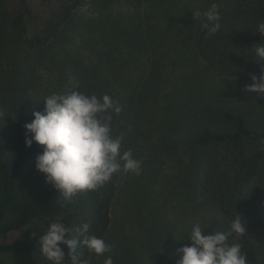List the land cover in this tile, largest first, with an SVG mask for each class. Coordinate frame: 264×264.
I'll use <instances>...</instances> for the list:
<instances>
[{"label": "rangeland", "instance_id": "1", "mask_svg": "<svg viewBox=\"0 0 264 264\" xmlns=\"http://www.w3.org/2000/svg\"><path fill=\"white\" fill-rule=\"evenodd\" d=\"M229 1L119 0L99 8L96 0H85L83 7L87 5L93 15L81 11L83 7L77 9L66 37L43 49L20 51L12 62L6 61L11 71L25 73V83L33 70L38 89L28 91L35 103L26 114L14 109L9 96L17 91L3 86L4 74L0 76V144L13 121L29 119L44 98L90 76L95 64L101 65L102 79L117 90L125 109L121 152L132 151L142 162L141 173L121 169L114 174L117 191L104 238L111 251L91 252L86 264H104L108 256L113 264H161L174 246L176 252L191 246L188 239L194 225L199 224L204 235L229 229L232 221L211 199L200 196L191 184L190 166L181 157L183 134L212 99L238 105L248 125L264 129V94L246 91L251 78L218 77L203 67L191 47L181 43L193 29L184 25L186 17L195 21L196 12ZM153 38L157 43L151 42ZM154 51L159 57L156 65L152 64ZM246 227L258 250L257 260L264 264V210L248 217ZM0 264L50 262L36 239L32 254L6 253L0 255Z\"/></svg>", "mask_w": 264, "mask_h": 264}, {"label": "trees", "instance_id": "2", "mask_svg": "<svg viewBox=\"0 0 264 264\" xmlns=\"http://www.w3.org/2000/svg\"><path fill=\"white\" fill-rule=\"evenodd\" d=\"M117 1L96 0V3L101 8ZM84 3L85 0H0L3 60L0 76L4 74L3 86L10 92L17 91L9 96L14 109L29 114L35 100L28 91L38 89V86L33 79V70L28 73L30 82L25 83V73L16 72L17 69L11 71L6 61L11 59L12 62L20 51L43 49L66 37L75 11ZM216 4L220 13L219 30L211 37L206 34L207 30L201 27L205 22L204 12L195 21L186 17L184 25L193 29L181 43L191 47L203 67L218 77L251 78L254 75L259 79L264 65L254 59L251 48L258 43L264 44V35L257 32L258 26L264 23V0H230L223 6ZM151 42L157 43L154 38ZM152 57V64L156 65L159 57L155 51ZM95 66L90 76L79 78L70 87L60 89L58 94L73 90L98 98L107 94L122 106L117 90L102 79L101 65ZM42 102L33 112L43 113L45 104ZM238 110V105L220 99H212L202 106L196 120L191 121L182 136L181 157L184 156L190 166L191 184L200 191V196L211 199L219 212L231 221L235 216L240 218L245 232L233 234L229 242L241 245L248 264H259L258 250L248 235L246 220L264 210V129L248 125ZM33 118L32 113L27 120L17 118L13 121L0 144V255L32 254L36 239H40L52 222L70 227L73 239H79L84 223L89 224L90 234L102 239L110 229L116 179L113 177L95 190L77 193L70 203L65 202L59 197L60 192L51 183H46L45 175L35 168V159L42 154L43 146L36 142L30 147L25 146L31 133L24 126ZM125 119L123 106L118 115L112 114L113 137L123 135ZM12 233L18 235L10 239ZM60 247L65 253L62 264H72L67 246ZM174 248L176 246L172 253L163 257L161 264H176L181 254ZM90 253L77 247L75 255L80 258V264H86Z\"/></svg>", "mask_w": 264, "mask_h": 264}, {"label": "clouds", "instance_id": "3", "mask_svg": "<svg viewBox=\"0 0 264 264\" xmlns=\"http://www.w3.org/2000/svg\"><path fill=\"white\" fill-rule=\"evenodd\" d=\"M81 11L93 15L88 12L87 5ZM200 15V12L195 13V16ZM202 15L205 22L201 27L211 37L220 28L217 4H212ZM257 32L264 35V23L258 26ZM251 53L264 65V44L258 43L251 48ZM251 80L246 91L264 94V67L259 79L253 75ZM43 100V113L34 111L33 120L24 126L31 133L25 146L30 147L33 142L43 146L42 154L35 159V168L45 175V182L51 183L65 202L70 203L77 193L103 186L121 169L135 175L141 173L142 162L134 158L130 149L121 152L122 138L111 134L112 114L118 115L122 111V106L112 97L105 94L98 98L73 90L64 94L52 93ZM89 227L84 223L79 239H73L70 227L61 222L50 223L39 239L41 254L50 264H62L65 253L60 245H65L72 264H80V258L75 255L77 247L96 255L110 252L111 246L90 234ZM244 232L245 227L238 216L227 231L213 230L210 235H204L203 229L196 224L188 239L191 246L177 250L181 256L176 264H248L241 245L229 242L233 234L243 235ZM104 264H113L111 256L106 257Z\"/></svg>", "mask_w": 264, "mask_h": 264}]
</instances>
